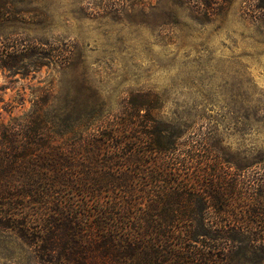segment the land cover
<instances>
[{
    "label": "trees",
    "instance_id": "16d2710c",
    "mask_svg": "<svg viewBox=\"0 0 264 264\" xmlns=\"http://www.w3.org/2000/svg\"><path fill=\"white\" fill-rule=\"evenodd\" d=\"M10 17L1 0L0 23ZM54 59L68 53L0 46V67L15 73ZM33 97L23 116L0 118L5 262L264 264V157L238 171L179 160L184 131L158 122L155 97L132 95L112 116L54 109L51 89Z\"/></svg>",
    "mask_w": 264,
    "mask_h": 264
},
{
    "label": "rangeland",
    "instance_id": "374dc122",
    "mask_svg": "<svg viewBox=\"0 0 264 264\" xmlns=\"http://www.w3.org/2000/svg\"><path fill=\"white\" fill-rule=\"evenodd\" d=\"M6 2L13 17L0 23V46L68 59L29 75L0 67L4 123L26 114L41 89L74 116H112L138 94L158 99L159 123L184 131L179 160L201 155L238 171L264 157V0Z\"/></svg>",
    "mask_w": 264,
    "mask_h": 264
}]
</instances>
